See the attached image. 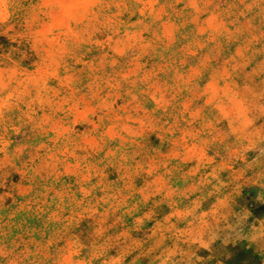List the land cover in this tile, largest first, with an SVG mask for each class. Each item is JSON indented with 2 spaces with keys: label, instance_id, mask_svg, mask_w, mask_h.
Here are the masks:
<instances>
[{
  "label": "rangeland",
  "instance_id": "374dc122",
  "mask_svg": "<svg viewBox=\"0 0 264 264\" xmlns=\"http://www.w3.org/2000/svg\"><path fill=\"white\" fill-rule=\"evenodd\" d=\"M0 264H264V0H0Z\"/></svg>",
  "mask_w": 264,
  "mask_h": 264
}]
</instances>
